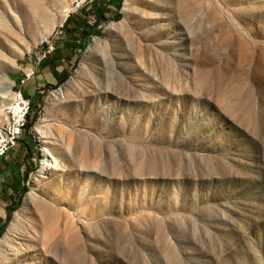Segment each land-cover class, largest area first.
Wrapping results in <instances>:
<instances>
[{
    "label": "rangeland",
    "instance_id": "rangeland-1",
    "mask_svg": "<svg viewBox=\"0 0 264 264\" xmlns=\"http://www.w3.org/2000/svg\"><path fill=\"white\" fill-rule=\"evenodd\" d=\"M18 88L0 264H264V0H0Z\"/></svg>",
    "mask_w": 264,
    "mask_h": 264
},
{
    "label": "built area",
    "instance_id": "built-area-1",
    "mask_svg": "<svg viewBox=\"0 0 264 264\" xmlns=\"http://www.w3.org/2000/svg\"><path fill=\"white\" fill-rule=\"evenodd\" d=\"M24 82V80H22ZM31 110V100L22 89L16 90V97L10 112L0 120V158L4 157L16 146L19 139H14V130H21L24 133L27 126V117ZM18 113V124L10 125L9 114Z\"/></svg>",
    "mask_w": 264,
    "mask_h": 264
},
{
    "label": "crops",
    "instance_id": "crops-1",
    "mask_svg": "<svg viewBox=\"0 0 264 264\" xmlns=\"http://www.w3.org/2000/svg\"><path fill=\"white\" fill-rule=\"evenodd\" d=\"M15 158L11 156L0 159V227L6 221L7 206L13 204L20 187ZM15 177L18 180L15 181Z\"/></svg>",
    "mask_w": 264,
    "mask_h": 264
},
{
    "label": "trees",
    "instance_id": "trees-1",
    "mask_svg": "<svg viewBox=\"0 0 264 264\" xmlns=\"http://www.w3.org/2000/svg\"><path fill=\"white\" fill-rule=\"evenodd\" d=\"M99 22H100V19H97V21L95 22V26H97ZM31 108H32V104H31ZM38 116H39L38 111L34 112L33 114L31 113V114L28 115L27 129H29L32 126V124L38 119ZM28 175H29V171L26 170L25 179L28 177ZM26 189L27 188L24 187L23 188V192L26 191ZM15 209H16V207L13 204L7 206V218H6V221L0 227V237L4 233L6 225H7V222L10 220L12 212Z\"/></svg>",
    "mask_w": 264,
    "mask_h": 264
},
{
    "label": "bare ground",
    "instance_id": "bare-ground-1",
    "mask_svg": "<svg viewBox=\"0 0 264 264\" xmlns=\"http://www.w3.org/2000/svg\"><path fill=\"white\" fill-rule=\"evenodd\" d=\"M48 50V49H47ZM27 77V76H26ZM21 88H18L17 90H20ZM16 97V90L13 92L12 94V100L10 103V106L8 108V112L6 113V115L10 112V109L13 106V100ZM9 123L10 125H17L18 124V113H10L9 114ZM21 136V130H14V139H19ZM57 161V160H56ZM60 161V160H59ZM57 162H55L54 165H56ZM47 164V163H46Z\"/></svg>",
    "mask_w": 264,
    "mask_h": 264
}]
</instances>
